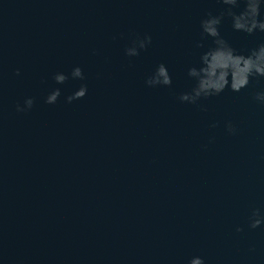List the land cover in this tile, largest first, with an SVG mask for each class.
<instances>
[{"label": "water", "instance_id": "obj_1", "mask_svg": "<svg viewBox=\"0 0 264 264\" xmlns=\"http://www.w3.org/2000/svg\"><path fill=\"white\" fill-rule=\"evenodd\" d=\"M226 7L0 0V264H264V223L249 227L254 209L264 216V103L254 99L264 78L196 104L178 98L214 47L201 21ZM219 28L245 55L264 42L227 15ZM145 35L147 49L126 56ZM161 63L172 85L148 86ZM82 84L86 96L67 102ZM27 98L32 108L17 112Z\"/></svg>", "mask_w": 264, "mask_h": 264}, {"label": "clouds", "instance_id": "obj_2", "mask_svg": "<svg viewBox=\"0 0 264 264\" xmlns=\"http://www.w3.org/2000/svg\"><path fill=\"white\" fill-rule=\"evenodd\" d=\"M226 5V9L220 15L208 13L207 18L201 21V29L205 36L211 37L214 47H211L200 57L199 67H190L187 75L195 80V86L190 92L181 93L178 97L181 102L196 104L201 99L218 96L226 88L233 92H239L246 88L252 78H264V42L251 49L247 55L238 52L220 33V24L227 15L231 18L234 31L253 35L257 31L264 33V0H219ZM242 9L239 12L235 8ZM152 38L145 35L137 36L131 46L125 49V55L138 56L141 50H146L151 44ZM200 46V45H198ZM19 74V73H17ZM73 79L83 80L84 73L80 67H75L71 72ZM64 73H56L53 77L57 84H63L68 80ZM146 84L150 87L171 86L172 77L165 64L161 63L147 78ZM87 94V85L82 84L78 90L67 97V102L82 99ZM61 95L59 88L53 89L46 97L45 102L55 104ZM255 100L264 103V91L255 94ZM34 104L33 98H27L24 106L17 104V112L30 110ZM227 129L234 133L235 128L228 122ZM264 223V216L259 209H254L249 217V227L257 228ZM237 231H242L237 228ZM188 264H205L202 257L196 256L188 261Z\"/></svg>", "mask_w": 264, "mask_h": 264}]
</instances>
